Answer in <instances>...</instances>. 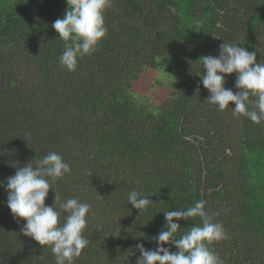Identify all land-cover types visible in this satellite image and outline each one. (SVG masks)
<instances>
[{"label":"trees","instance_id":"obj_1","mask_svg":"<svg viewBox=\"0 0 264 264\" xmlns=\"http://www.w3.org/2000/svg\"><path fill=\"white\" fill-rule=\"evenodd\" d=\"M67 8L0 0V181L49 152L63 157L71 171L53 184L57 210L73 197L91 205L89 245L74 264H136L138 243L155 249L163 212L201 199L228 235L210 245L221 264H264V121L207 103L197 76L200 58L218 56L224 41L264 48V0H110L107 35L75 71L60 65L64 41L52 27ZM235 80L225 87L238 91ZM132 190L153 204H127ZM24 223L0 187V264H55L49 247L23 235ZM178 223L177 238L202 222Z\"/></svg>","mask_w":264,"mask_h":264},{"label":"clouds","instance_id":"obj_2","mask_svg":"<svg viewBox=\"0 0 264 264\" xmlns=\"http://www.w3.org/2000/svg\"><path fill=\"white\" fill-rule=\"evenodd\" d=\"M66 2L68 8L64 17L54 21L52 27L58 33V38L64 41L60 65L68 71H75L78 58L95 52L99 42L107 35L104 12L110 6V0ZM169 10L175 13L174 7L169 6ZM238 45L224 41L219 46L218 56L201 57L205 71L197 76L201 77L203 87L210 93L207 103L217 106L220 111L228 109L232 103L235 105L231 107L233 116L243 115L259 124L264 121V62L257 63L256 59L257 52H264V48L249 52ZM233 73L236 74V92L225 87L226 77ZM70 171L63 157L52 151L35 159V165L31 161L17 167L15 174L7 178L6 184L0 181V187L7 192V207L13 217L25 221L20 231L39 245L49 247L54 254L55 264H74L89 245L83 233L91 205L73 197L60 203V210L55 206L60 198L53 184ZM50 189L56 193L52 206L45 203ZM127 204L142 211L153 201L141 191L132 190L128 193ZM205 206L206 201L201 199L186 209L163 212L164 229L152 238L156 243L155 249L147 250L143 243H138L135 248L140 255L136 264H221L210 245L214 241L227 239L228 235ZM62 213L65 214L63 223L60 222ZM195 217L201 218L202 223L193 225L177 238L181 229L178 221ZM119 235L120 232L115 235L108 231L103 233V237ZM166 244H171L178 251L172 252L169 247H164Z\"/></svg>","mask_w":264,"mask_h":264},{"label":"rangeland","instance_id":"obj_3","mask_svg":"<svg viewBox=\"0 0 264 264\" xmlns=\"http://www.w3.org/2000/svg\"><path fill=\"white\" fill-rule=\"evenodd\" d=\"M146 81H151L149 78H144L142 82L136 87L140 92H147L148 90V85ZM158 92V91H157Z\"/></svg>","mask_w":264,"mask_h":264}]
</instances>
